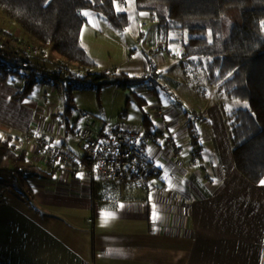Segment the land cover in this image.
I'll list each match as a JSON object with an SVG mask.
<instances>
[{"label":"crops","instance_id":"0c3cea01","mask_svg":"<svg viewBox=\"0 0 264 264\" xmlns=\"http://www.w3.org/2000/svg\"><path fill=\"white\" fill-rule=\"evenodd\" d=\"M84 15L89 24L101 21L94 11ZM0 85L3 105L17 104L12 113H29L41 134L65 142L62 126L34 119L45 117L38 109L43 100L18 103V81ZM209 105V98L201 105L202 121L189 122L191 114L169 108L163 119H151L155 139L145 151L160 175L146 187L98 184L86 172L49 168L45 179H29L37 184L31 186L37 206L12 188L13 202L0 201V264H264V184L249 182L236 169L226 111L212 114ZM6 121L1 114L0 132L13 135L26 163L36 166L35 147ZM4 181L0 195L9 194ZM81 209L86 227L76 214Z\"/></svg>","mask_w":264,"mask_h":264},{"label":"trees","instance_id":"16d2710c","mask_svg":"<svg viewBox=\"0 0 264 264\" xmlns=\"http://www.w3.org/2000/svg\"><path fill=\"white\" fill-rule=\"evenodd\" d=\"M117 2L125 4V0H0V11L11 23L39 46H50L54 55L63 60L64 64L56 63L54 70L58 75L52 78L63 79L65 105L57 117L67 133L76 127L69 119L74 109L71 90L76 84L95 85L116 78L117 84L127 90L155 76L154 69L142 77L100 71L82 44L86 12H96L121 32L130 26V17L117 10ZM136 4L139 13L148 14L158 23L161 40L166 41L171 33L180 31L191 35L184 46L187 62L181 63L183 68L191 65L205 69L211 88L223 91L229 99L248 103L246 109L225 112V121L236 169L249 182L261 183L264 179V0H136ZM223 18L232 21L229 31L223 25ZM45 62L54 65L49 59ZM30 72L25 87L13 96L18 103L32 98L39 80L38 71ZM20 73L19 67L0 57V83L6 84ZM69 78L76 83L70 84ZM144 116L143 127L150 130L151 118L147 112ZM15 139L0 132V161L24 162L22 169L15 167V172L21 175L51 174L50 170L26 163L27 153L17 148ZM95 181L122 184L103 178Z\"/></svg>","mask_w":264,"mask_h":264},{"label":"rangeland","instance_id":"374dc122","mask_svg":"<svg viewBox=\"0 0 264 264\" xmlns=\"http://www.w3.org/2000/svg\"><path fill=\"white\" fill-rule=\"evenodd\" d=\"M116 5L118 11L128 14L131 19L130 26L123 32L115 30L103 16H100L99 24L93 22L92 24H85L82 29V44H84L88 55L97 62L100 71L110 70L122 72L129 76L142 77L154 69L153 75L155 76L148 77L144 83L132 86L127 90H123L117 84L118 82L107 85L76 84L73 86L71 95L74 109L69 119L76 124V127L66 135L69 147H75L78 153L83 151L82 131L87 124L91 123H96L97 129H108L109 127L140 129L144 128L145 112L151 119L159 121L166 116V108L173 109L182 115L184 113L192 116L199 114V120L202 121L206 110L202 111L201 105H205L208 98L210 100L208 107L212 114L223 111L230 113L235 108H248L247 102L234 98L229 99L221 90L211 94L212 88L209 85L205 69H197L191 65L187 68L182 67L181 63L187 62L184 58V46L191 37L187 31L171 33L166 41L161 40L158 36V23L138 12L136 0H125V4L117 2ZM223 25L229 31L232 21L223 18ZM207 37L211 39L210 34ZM30 47L32 54L28 55L27 52ZM18 52L23 54L21 58L27 62L29 70L19 67L21 73L15 75L10 81L12 82L13 79L18 81V86L15 89L20 92L25 87L31 69L38 71L40 73L39 80L35 83V90L29 100L33 98H36L37 102L40 99L43 100L44 104L38 109L45 114L46 118L41 116L39 118L34 117V119L42 120L46 125L47 123H54L58 127L62 126L60 117H57L56 114L64 109L62 108L64 95L50 78L57 77L58 74L54 70L55 65L56 63L64 64L63 60L54 55L50 46H39L33 38L25 35L0 11V57L21 64V58L14 55ZM24 56H27V59ZM45 59L51 60L54 65L51 66L52 64L46 63ZM70 67L74 69L75 66L70 65ZM76 71L79 72L80 69ZM1 92L5 94L4 91ZM2 94H0V116L1 114L5 116L6 123H13V128H16L15 130H18L16 132L20 135L19 138H22L23 134L38 131L40 127L38 124L30 122L29 113L23 112L21 115L12 113V109L17 107V104L12 102L13 107L8 105L12 109L3 105L1 100L5 96ZM29 104L32 105V103ZM222 107L223 111L220 110ZM53 115L56 116L53 117ZM218 121L220 122V120L213 118L212 124L216 127L218 125L222 127ZM38 159L39 161L33 164H37L41 169L49 170L43 156H38ZM24 165V162L0 165V180H6L1 187L6 191L8 190L7 193H9L0 195V201L3 199L13 202L14 198H11L10 195H13V191L10 190L15 188L19 194L25 195L30 204L37 206L36 200L39 198L37 191H34L33 188V185L37 184L29 180L31 177H36L30 173L21 175L15 172V167L22 169ZM43 175L38 176V178L45 179ZM22 188L25 189L22 190ZM56 200L62 199L56 198ZM81 212L78 211L76 214L79 219H82V223L86 227L84 214L87 212L86 210L82 211V209ZM39 217L41 216L39 215ZM89 227L91 228V226Z\"/></svg>","mask_w":264,"mask_h":264},{"label":"built area","instance_id":"2783aa9c","mask_svg":"<svg viewBox=\"0 0 264 264\" xmlns=\"http://www.w3.org/2000/svg\"><path fill=\"white\" fill-rule=\"evenodd\" d=\"M32 54V48L28 50ZM23 57L22 53L14 54ZM27 59V56H24ZM20 68H27L28 64L21 58V64L9 61ZM29 70V68H27ZM77 69H75L76 71ZM77 72V71H76ZM57 83V88L63 93V79L52 78ZM70 84H75L74 79L69 78ZM65 105V95L63 106ZM64 111V109H63ZM199 120V114L192 116L188 121ZM63 133L66 139L68 134L65 126ZM83 151L74 152L68 146L66 140L58 144L56 138L43 135L40 131L27 133L24 141L32 143L35 147V155L43 156L48 169L54 172L69 170L72 172H86L91 179L99 178L118 183L134 182L136 186L146 187L152 178L160 175V170L149 160L145 151L148 142L155 139V133L144 128L125 129L109 127L97 129L96 123L87 124L82 131Z\"/></svg>","mask_w":264,"mask_h":264},{"label":"water","instance_id":"95a60500","mask_svg":"<svg viewBox=\"0 0 264 264\" xmlns=\"http://www.w3.org/2000/svg\"><path fill=\"white\" fill-rule=\"evenodd\" d=\"M118 80H116V78H109L107 80H103L100 82L101 85H107V84H111V83H117Z\"/></svg>","mask_w":264,"mask_h":264},{"label":"snow or ice","instance_id":"6c2138e0","mask_svg":"<svg viewBox=\"0 0 264 264\" xmlns=\"http://www.w3.org/2000/svg\"><path fill=\"white\" fill-rule=\"evenodd\" d=\"M262 184H264V181H261ZM110 215V214H109Z\"/></svg>","mask_w":264,"mask_h":264}]
</instances>
